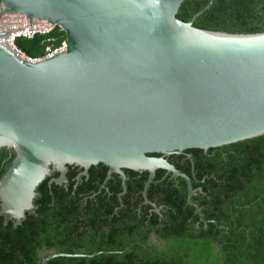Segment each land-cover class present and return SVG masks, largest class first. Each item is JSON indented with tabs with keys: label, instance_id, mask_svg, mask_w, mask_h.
<instances>
[{
	"label": "water",
	"instance_id": "obj_1",
	"mask_svg": "<svg viewBox=\"0 0 264 264\" xmlns=\"http://www.w3.org/2000/svg\"><path fill=\"white\" fill-rule=\"evenodd\" d=\"M185 0H0V149L14 153L0 177V213L21 225L47 178L68 188L69 166L100 163L127 191L125 169H159L197 189L168 160L264 135V31L199 28L177 17ZM59 25L68 49L29 61L8 42L15 31ZM157 154V155H155ZM58 176H53L54 173ZM201 190V189H200ZM56 252L55 257H92Z\"/></svg>",
	"mask_w": 264,
	"mask_h": 264
},
{
	"label": "trees",
	"instance_id": "obj_2",
	"mask_svg": "<svg viewBox=\"0 0 264 264\" xmlns=\"http://www.w3.org/2000/svg\"><path fill=\"white\" fill-rule=\"evenodd\" d=\"M210 1L185 0L177 17L189 21ZM194 25L263 32L264 0H214ZM57 34L59 41L67 37L60 29ZM41 39L18 43L36 57L43 53ZM186 152L192 157L167 158L190 176L194 188L202 189L193 199L207 227L203 221L195 226L200 214L188 203L186 181L166 170H157L148 189L149 200L163 205L158 213L143 195L149 172L125 169L127 191L120 195L122 179L116 173L102 187L108 173L104 164L92 166L76 187L83 169L69 166L68 188L50 187L47 178L37 189V208L21 225L15 227L0 213V264H39L42 256L56 252L96 251L110 252L55 257L47 264H264V135ZM9 155L0 149V177L12 163L14 153Z\"/></svg>",
	"mask_w": 264,
	"mask_h": 264
},
{
	"label": "built area",
	"instance_id": "obj_3",
	"mask_svg": "<svg viewBox=\"0 0 264 264\" xmlns=\"http://www.w3.org/2000/svg\"><path fill=\"white\" fill-rule=\"evenodd\" d=\"M64 31L59 25L52 24L49 27L37 28L33 30L15 31L9 34L8 42L15 52L29 61H41L47 58H52L60 53H64L68 49L67 39L59 41L57 30ZM41 36V45L43 46V53L39 56H31L27 54L19 45V39L34 40Z\"/></svg>",
	"mask_w": 264,
	"mask_h": 264
},
{
	"label": "flooded vegetation",
	"instance_id": "obj_4",
	"mask_svg": "<svg viewBox=\"0 0 264 264\" xmlns=\"http://www.w3.org/2000/svg\"><path fill=\"white\" fill-rule=\"evenodd\" d=\"M12 155V152H10V155H9V157ZM178 155H188L190 158L192 157L191 156V153H187L186 152V154H178ZM171 156V155H170ZM169 157V156H168ZM184 160H182V162H183ZM76 167H78V166H76ZM78 168H80V167H78ZM83 170H81L80 169V172L79 173H81ZM78 173V174H79ZM89 175V174H88ZM173 176V175H172ZM174 177V176H173ZM175 178H177V177H175ZM176 183H177V181H176ZM195 189H197V193H198V191H201L202 189L201 188H195ZM201 189V190H200ZM197 193H196V195H197ZM195 195V196H196ZM194 197V196H193ZM195 201V200H194ZM196 202V201H195ZM148 204V203H147ZM152 206V205H151ZM193 206V205H192ZM158 207H160V211H161V208L163 207V205H161V206H158ZM196 209V208H195ZM202 209V208H201ZM151 210H154V207L152 206V209ZM155 211V210H154ZM197 212V211H196ZM198 213V212H197ZM200 214V213H199ZM203 214V213H202ZM201 221H203V222H205V227H207V220H205L204 219V215L203 216H201L200 215V219L199 220H197L196 221V223H195V226L197 227V228H199L200 227V223H201ZM215 223H216V221H214ZM152 237H153V239L155 238V235H152Z\"/></svg>",
	"mask_w": 264,
	"mask_h": 264
}]
</instances>
